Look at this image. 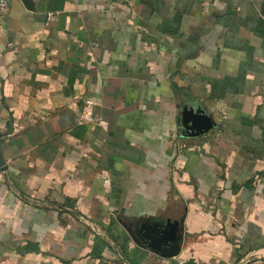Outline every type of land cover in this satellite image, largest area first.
Returning <instances> with one entry per match:
<instances>
[{"label":"crops","instance_id":"crops-1","mask_svg":"<svg viewBox=\"0 0 264 264\" xmlns=\"http://www.w3.org/2000/svg\"><path fill=\"white\" fill-rule=\"evenodd\" d=\"M0 149V264H264V0H11Z\"/></svg>","mask_w":264,"mask_h":264},{"label":"water","instance_id":"water-1","mask_svg":"<svg viewBox=\"0 0 264 264\" xmlns=\"http://www.w3.org/2000/svg\"><path fill=\"white\" fill-rule=\"evenodd\" d=\"M197 126L194 135L202 134ZM187 136V135H185ZM6 165L0 149V172H5ZM62 209V207H61ZM63 210V209H62ZM68 213L73 214L71 211ZM137 236L145 246L156 253H159L165 258H172L176 256L180 250L179 240L176 237L175 229L166 224H159L154 226L140 225Z\"/></svg>","mask_w":264,"mask_h":264},{"label":"built area","instance_id":"built-area-1","mask_svg":"<svg viewBox=\"0 0 264 264\" xmlns=\"http://www.w3.org/2000/svg\"><path fill=\"white\" fill-rule=\"evenodd\" d=\"M11 0H0V21L5 19L10 9ZM79 123H95L89 104H85L78 116ZM107 183V181H106Z\"/></svg>","mask_w":264,"mask_h":264}]
</instances>
